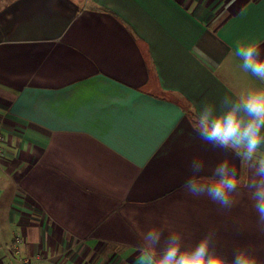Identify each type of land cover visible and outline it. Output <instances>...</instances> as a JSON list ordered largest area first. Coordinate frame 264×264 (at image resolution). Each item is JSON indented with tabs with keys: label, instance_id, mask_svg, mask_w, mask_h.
Here are the masks:
<instances>
[{
	"label": "crops",
	"instance_id": "1",
	"mask_svg": "<svg viewBox=\"0 0 264 264\" xmlns=\"http://www.w3.org/2000/svg\"><path fill=\"white\" fill-rule=\"evenodd\" d=\"M252 41L264 57V0H0V264H135L124 210L264 246L247 200L182 187L230 155L193 131L201 106L264 88L235 55Z\"/></svg>",
	"mask_w": 264,
	"mask_h": 264
},
{
	"label": "clouds",
	"instance_id": "2",
	"mask_svg": "<svg viewBox=\"0 0 264 264\" xmlns=\"http://www.w3.org/2000/svg\"><path fill=\"white\" fill-rule=\"evenodd\" d=\"M235 55L244 72L264 81L258 42H238ZM191 127L201 141L230 155L210 169V176L202 175L205 161L193 159L192 176L183 189L225 210L247 200L256 214V228L264 235V88L225 95L218 110L201 106ZM122 215L132 221L140 239L135 264H264V246L247 243L229 252L220 246L216 229L194 241L186 231L173 229L167 218L142 230L133 219L137 212L124 210Z\"/></svg>",
	"mask_w": 264,
	"mask_h": 264
},
{
	"label": "built area",
	"instance_id": "3",
	"mask_svg": "<svg viewBox=\"0 0 264 264\" xmlns=\"http://www.w3.org/2000/svg\"><path fill=\"white\" fill-rule=\"evenodd\" d=\"M20 238H17V242H20ZM19 251H17V253H18ZM24 260V263H27L29 260L28 259H23Z\"/></svg>",
	"mask_w": 264,
	"mask_h": 264
}]
</instances>
